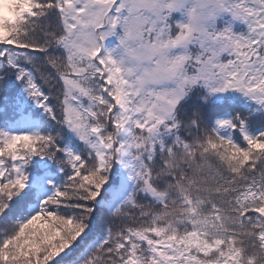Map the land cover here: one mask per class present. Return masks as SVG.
Returning <instances> with one entry per match:
<instances>
[{"label":"snow or ice","instance_id":"obj_1","mask_svg":"<svg viewBox=\"0 0 264 264\" xmlns=\"http://www.w3.org/2000/svg\"><path fill=\"white\" fill-rule=\"evenodd\" d=\"M0 264H264V0H0Z\"/></svg>","mask_w":264,"mask_h":264}]
</instances>
